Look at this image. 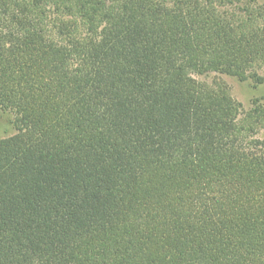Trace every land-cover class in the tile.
Wrapping results in <instances>:
<instances>
[{"label": "trees", "instance_id": "trees-1", "mask_svg": "<svg viewBox=\"0 0 264 264\" xmlns=\"http://www.w3.org/2000/svg\"><path fill=\"white\" fill-rule=\"evenodd\" d=\"M264 7L0 0V264H264Z\"/></svg>", "mask_w": 264, "mask_h": 264}, {"label": "rangeland", "instance_id": "rangeland-1", "mask_svg": "<svg viewBox=\"0 0 264 264\" xmlns=\"http://www.w3.org/2000/svg\"><path fill=\"white\" fill-rule=\"evenodd\" d=\"M264 7V0H245ZM200 81L218 83L226 86L233 97L247 111L257 102L264 103V86L256 87L250 80H242L229 75L213 73L199 78ZM14 133L12 120L7 113L0 111V137H8Z\"/></svg>", "mask_w": 264, "mask_h": 264}]
</instances>
